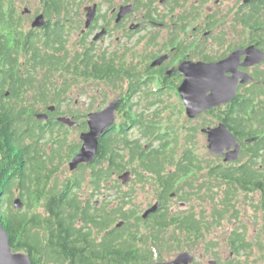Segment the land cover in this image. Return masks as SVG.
Masks as SVG:
<instances>
[{
  "label": "trees",
  "instance_id": "trees-1",
  "mask_svg": "<svg viewBox=\"0 0 264 264\" xmlns=\"http://www.w3.org/2000/svg\"><path fill=\"white\" fill-rule=\"evenodd\" d=\"M37 1L46 25L43 29L26 31L22 28L24 17L18 11V3L22 0H0V225L8 234L10 247L14 252L27 254L32 264H43L45 261L53 264H150L152 250L166 241L172 242L177 238L180 242L183 238L195 242L203 238L205 231L201 217L193 213H171L167 205L172 194L169 191L174 184L191 187L192 180L196 178L194 175L203 169L198 163L206 162V159L190 148L178 155L175 151L178 133L169 132L168 127L160 128L159 122L154 120L158 112L149 113L161 102L162 89L150 90L147 87L145 95L154 96L153 101H147L143 115L129 121L142 130V136L148 143L146 147L142 144L129 145L123 127L128 121L124 120L125 124L119 127L117 133L109 132L110 129L101 137L95 159L90 166L81 168L90 172L88 178L94 185L91 195L99 193L105 182H115V177L133 162L147 172V179H153L162 186L160 208L145 223L149 233L145 242L140 241L143 248L127 222L132 209L124 211L125 205L130 204V195H123L118 202L108 203L111 208L109 205L96 206L95 202L78 197L76 190L81 179L80 182L73 179L60 185H50L51 177L42 176L46 170L44 164L48 160L60 159L65 144L61 138H53L54 132L57 133L61 126L51 118L42 126L35 115L51 105L59 112L68 92L80 82L112 89L118 81H124L126 68L123 58L116 57L118 50L107 53L88 46V33L79 36L76 49L69 51L68 39L79 29V23L72 15L78 4L76 0ZM170 1L172 8H180L187 2ZM204 1L200 0L197 4L202 5ZM134 4L137 10L146 7L144 17L157 16H154L152 1L143 5L141 0H135ZM235 20L243 32L255 40L260 36L257 41L262 42L264 0H250L247 10L237 14ZM132 87L129 88L131 93L136 91ZM133 104L129 103L130 109ZM222 121L242 141L243 149L235 162H223V159L211 154L210 164L205 166L206 181L222 184L225 188L222 204L214 205L211 224L224 217L227 213L224 205L229 206L237 192H256L260 209L264 212V105L254 104L252 98L241 100L231 106L227 119ZM195 133L196 129L191 130L182 139L187 135L185 142H190ZM45 136L52 139L50 154L42 145ZM248 139L251 140L246 142ZM152 141H158L157 147H152ZM67 148L68 156L74 153V146ZM116 184L115 189H120ZM205 184L201 183L197 189L201 191ZM13 189L24 198L25 211H12L9 207L2 210V204L9 203ZM210 199L213 202L214 196ZM34 203L42 204L44 211L29 214ZM118 216L125 222L119 228L112 227ZM230 240V248L239 255L246 247L243 233L233 231ZM147 242L151 244L145 248ZM213 246L211 242L207 248Z\"/></svg>",
  "mask_w": 264,
  "mask_h": 264
},
{
  "label": "rangeland",
  "instance_id": "rangeland-1",
  "mask_svg": "<svg viewBox=\"0 0 264 264\" xmlns=\"http://www.w3.org/2000/svg\"><path fill=\"white\" fill-rule=\"evenodd\" d=\"M150 1H152L151 7L155 11L154 16L158 15L161 17L169 18L172 16V14L177 15L181 13L185 15V12H193V7L195 5L197 6V2H199L200 0H191L185 6L176 8L175 10H171L172 7L170 0H167L169 2L168 4L165 0H141V3H143V5H149ZM134 2L135 0H76V3L78 4L76 7H74L72 15L75 21L79 23V29L81 30L83 29V25L85 22V8L92 7L94 4L96 5V14H98V19L95 27L97 28H94L95 30H93L92 33H90V35L86 38V40L88 39V41H93V37L101 31L102 27L106 25L104 24V22H109V28L113 26V18H111V11L113 9H115L114 13H117L121 6L132 5L134 11L125 16L130 22H127L126 25H123L116 30L111 28L108 32L106 31V33L102 35L97 41H94L96 42L95 47L96 49H98V51L111 53L117 51V49L115 50L116 46L122 45L124 47V45H126V42L129 41V39L124 36L126 34L124 28H128L131 30L132 28H134L131 25L139 22L141 18L144 17L146 7H141L139 8V10H137L135 8ZM239 2H241V0H205L202 5L200 4L195 7L197 10L199 9V12H201L198 13L197 16H195V18L197 19L195 22H193V24L201 23L200 19H202V17L213 15V13H218V17L222 18V20L221 22H215L216 26L212 29V31L214 33H219L222 31H225V33H227V27L229 26V20L231 18L229 12L235 11L237 5H239ZM25 6L30 10V14L25 16L22 15L24 17L22 28L28 31L31 29L32 20L37 14L41 13V10L37 0H22V3H18V11L20 14ZM165 21L167 22L165 24H167L168 27L165 30L163 29L159 31L160 38L154 41V44L156 45L159 41H161V39L163 41H170L172 39V27L170 26L171 21ZM230 25L232 30H234L235 25L233 21L230 22ZM79 29L74 31L68 39L69 51L76 49L77 42L80 41ZM152 32L155 33L157 31L153 30ZM234 33L241 35L244 45L249 42L248 40L252 41V37H250V39L247 38V35L249 34L241 31L238 28ZM258 38H260V36L257 37V39ZM156 45H153V43H151L150 48L148 49V52H150L152 56L159 50ZM117 52H119V50ZM195 52L196 51L192 53ZM125 59L129 66L132 65V67H135L137 70L144 69L145 64H148L151 61L149 57H145L144 55H135L133 57L126 56ZM259 70L264 72V65L261 66ZM117 83V86L112 87V89H106L99 86L98 84L87 82H80L77 86L72 87V89L67 94V99L63 104L62 109H65V112L67 114L75 116L81 115L76 120L79 123V126H74L72 129L68 130L66 129V131L61 127H58V129L56 130L57 133L54 132L53 138L55 140L56 138H61V141L64 142L65 146L62 148L60 159L55 158L52 162L48 160L44 164L46 170L43 171L42 176L48 175L51 177L50 185H60L61 183L73 179H79L80 182L81 179L82 181L80 187L76 190L78 197L82 200H90L91 203H94L96 201L98 206H108V203L110 202L114 203V201H120L123 195H130V204L125 205L124 211H129V209H132L133 211L127 222L130 224L131 233L136 235V241H139L138 244L141 247L142 242L146 241L147 234L149 233V231H147L148 227H146L145 224L146 222H143L141 216L146 209L150 208L156 203L152 192L153 188H155L156 183L154 181H149V178H146L147 172H145L141 168V166L138 165V163H129L126 166L127 170H125L130 172L129 185L124 188L116 176V181L119 182V190L115 189L114 187L116 181L112 182L113 180L111 181L110 179L109 181L111 182H105V184L101 186V190L99 191V193L91 195L94 189V185L90 183V180L88 178V175L90 173L89 170L76 169L74 171H69L68 168V162L72 157V153L69 156L66 154L68 149L67 146L69 147L71 145L75 146L76 144H82L79 136L81 132L84 133L88 131L87 127H84L83 121L87 119L85 117L89 113L101 111L106 107L108 102L114 101V99L120 97L121 92L126 88V83H121L120 81H118ZM155 85L156 84L154 82L152 87ZM142 95V97L145 96V94L143 93ZM256 98L257 103L264 105V88L258 89V97ZM146 99L152 101L154 99V96H148ZM160 101L161 102L158 104V106H155L156 110H159L157 111L159 112V114L158 117L154 120L156 122H159L158 125L160 126V128L168 127L169 132L176 134L178 133V146L176 147L177 149L174 148L176 153L179 155L184 150L190 148L195 152L196 155L204 160L206 159V162L203 161L198 163V165L203 169L198 171L197 174L194 175L196 176V178L192 180V182L194 183L191 187L190 185H183L182 183L174 184L172 190L169 191L174 195H172L167 201V205L169 206L168 208L171 213H193L198 218L201 217V221L204 224L203 230L205 232H203V238H199L198 240H195V242L184 240L183 238L180 242H178L177 238L173 241L171 240L172 242L166 241L162 246H159L158 248L152 250L153 254L150 258V263L166 262L174 259L179 252L187 251L194 255V261L191 264H209V262L213 260L216 261V264L225 263L227 261H234L236 263L238 262V264H264V212L262 209H260L259 198L256 192H237L234 195V198L232 199L230 205H224V210L227 208V213L224 215V217L220 219L219 222L211 224V216L214 205L217 206L222 204L221 199L224 195L225 188L222 184L216 185L212 182L206 181L205 179V166H207L208 163L210 164L211 154L206 147V138L199 132V129L202 123H210L211 125H214L217 122L216 113H210L209 115L203 116L202 118L198 117L194 120L188 121L184 115L182 105L180 103H177L174 90L166 91V93L164 92L163 96L160 98ZM142 104H146V102L143 101ZM149 113L153 114L155 112L151 110L149 111ZM133 114L134 113L132 112V115ZM127 117L128 108H126V106L121 107V110L117 112V122L123 124L124 120H126ZM187 127L196 128L197 132L195 133L194 138L190 142L186 143L185 138L187 135L184 139H182V137L185 133L189 132L187 131ZM138 135L139 132L137 130L128 132V136L130 139L135 138ZM51 141V136H45L42 142V145H45L44 149L46 150L47 154L51 153ZM157 144V142H153L152 147H157ZM74 149L76 150V148ZM72 150L73 149H71V151ZM201 183L206 184L200 191L197 188ZM184 193L187 194L185 197L182 196ZM210 196H214L213 202L211 201ZM18 197L21 198V200L24 202V198L19 196V192L13 189L9 203L4 202L2 204V210L9 207L10 209H12V211H25L26 208L24 206V203L22 209L20 210H17L13 207L12 203L14 199ZM109 206V208H111L112 205ZM43 211L44 209L42 207V204L34 203L29 210V214H32L33 212ZM121 221L125 222L124 219H121V217L118 216V218H116V220L112 224V227H114ZM233 231L241 232L245 237L246 247L242 252H240L239 255L234 254L233 250L230 248V239ZM211 242L214 244V246L208 249L207 245ZM149 244H151V242H147L145 244V248H148ZM179 247H181V250H178ZM43 264L53 263L51 261H45Z\"/></svg>",
  "mask_w": 264,
  "mask_h": 264
},
{
  "label": "flooded vegetation",
  "instance_id": "flooded-vegetation-1",
  "mask_svg": "<svg viewBox=\"0 0 264 264\" xmlns=\"http://www.w3.org/2000/svg\"><path fill=\"white\" fill-rule=\"evenodd\" d=\"M165 1L167 2V4L169 3L167 0ZM190 1L191 0H187V2H184L183 6L188 4ZM249 3H250V0H248L246 3H243L241 0V2L238 3L239 5H237L236 10L229 12V15L231 16V18L229 20V26L227 27L228 28L227 33H225V31H222L219 33L218 32L214 33L212 31V29L216 26L215 22H221L222 20V18L218 17L219 16L218 13H213V15H207L206 17H202V19H200L201 23L193 24V22H195L197 19L195 18V16H197V14L201 12V11L199 12L198 11L199 9L197 10L196 8L192 9L193 12H189V13L185 12V15L181 13L177 15L172 14V16L169 18L161 17L158 15L154 18L142 17L139 22L131 25L132 27H134L131 30L128 28L127 29L124 28V31L126 34L124 35L123 33V35L126 38H128L129 41L126 42V45H124V47L122 45L116 46L115 50L116 49L119 50V52H117L116 54V57L119 56L123 58L122 62L124 63V67L126 68V75L123 81V83H126V88L124 91L121 92L120 97H117L116 99H114V100H118L119 102H118V106L115 111V124L113 125V127L111 128L109 132L117 133L119 130V127L123 125L120 122L119 123L117 122V112L121 110V107L126 106V108H128V117L126 118L125 121H128V123H126V125H124L123 127L125 129V135L127 136L129 145L137 146L139 144H142V146L144 147L148 145V143L146 142V138L142 136V130H140L139 126L138 125L132 126V124L130 123L131 122L130 120L135 119L138 115H143L142 110L146 106L147 101L149 100L146 99L148 97V96L146 97V95L142 97L143 96L142 93L145 94V90L147 87L151 88V90L162 89L165 93L166 91L174 90L177 103H180L182 105L184 115L188 121L194 120L198 117L202 118L203 116L209 115L210 113H216L217 116H220L221 119H218L217 117V122L214 125H211L210 123H202L200 125L199 132L203 136H205L206 140H207V135L206 133L202 132L203 130L215 128L219 124H224L227 127V125L222 121V119L223 120L227 119V115H229L232 105H234L235 103H239L241 100H248V98L254 99V104H256L257 103L256 97H258V89L264 88V72L259 70V68L264 65V59L257 64H254L251 66H243L241 63L245 59L244 54L240 56L237 62L234 61V63H236L237 65V67L235 68V72H237V74L239 73L247 74L251 79L247 83H244V84L241 83V80H242L241 78L238 79V83H237L238 85L236 88L235 96L229 103L206 110L191 119L186 114L185 104L178 92V89L180 88V86L185 82L187 74L190 76L192 80H200L204 78L206 81L208 79L207 76L202 75L198 73L197 71L183 73L180 71V69L188 70L190 68H194L195 70L196 69L195 66L197 64H206V65L216 64L226 59L234 51L243 50L250 46H253L255 49L260 50L261 52L264 53V40H262V42H258L257 40L251 38L252 41L248 40L249 42L246 45H244V43L242 42L241 35L234 33L237 28L242 31V28L240 27V25H237L235 16L237 14L242 13L244 10H247V6L249 5ZM171 9L175 10L176 8L173 7ZM111 14H112L111 18H113V26L111 27L112 29L116 30L117 28L123 25H126L127 22H130L128 18L126 17H123L118 22H116V13L111 11ZM97 18H98V14H96L95 16V19ZM95 19L90 24L89 28L85 30V32H81L82 29L80 30V35H79L80 37H82L83 34L88 33L90 35V33H92L91 32L93 31L92 28L95 27ZM165 20L171 21L170 26L172 27V39L173 40L171 39L170 41H163L161 39V41H159L156 45L154 44V41L160 38L159 31L163 29L165 30L168 27L167 24H165L167 23ZM231 21L234 22V25H235L234 30H232L231 28V25H230ZM108 25L110 24L107 21V24L104 27H102L107 32L111 29L109 28ZM43 28H36V29H43ZM150 29H153L157 32L154 33L152 32L153 30H150ZM250 37L251 36L247 35L248 39H250ZM87 42H88L87 43L88 46L90 47L95 46V43H96L94 41H87ZM151 43H153V45H156L159 48V50L155 54H153V56L150 54V52H148V49L150 48ZM194 51L196 52L192 53ZM135 55L136 56L144 55L145 57H149L151 61L148 64H145L144 69L137 70L135 67H132V65L129 66L128 63L125 61L126 56L133 57ZM161 58L162 60L159 64L152 66V63L154 61L161 59ZM127 68H129L128 71H127ZM147 68H149L148 72H147ZM233 75L234 73L231 71L224 72V77L227 79L231 78ZM148 78H149V82H147ZM154 82L156 85L152 87ZM131 85L133 86L132 88H135L136 90L135 92H132V93L130 92L129 88ZM143 101H145L146 104H142ZM131 102L134 103L132 106V109L129 108V103ZM155 106H158V104ZM152 111L157 112L159 110H156V107H155V108H152ZM41 112H44L48 115V118L46 120H41V121L38 120L40 122V125L42 126L45 125V123L47 124L50 118L52 119L53 122H56V118L62 115L69 116L75 122V125H74L75 127L79 126V123L76 120L81 115L75 116V115L67 114L65 112V109L63 110L61 108L59 112H56V110H54L53 112H49L48 109L46 111H41ZM132 112L134 113L133 115H132ZM146 112H145V115H146ZM87 116L85 118H87ZM148 116L152 117V115L150 114H148ZM86 120L83 121L84 127H87ZM56 123L58 126H61L62 129H65V131L66 129L67 130L69 129L65 125H62L58 122ZM81 126H82V123H81ZM194 129L196 128L187 127V131L189 132H191V130H194ZM87 130H88V127H87ZM132 130H137L139 132V135L135 138L130 139L128 136V132ZM196 132H197V129H196ZM155 142H158V141H155ZM238 142L241 145V151H242L243 149L242 141L238 140ZM80 146H81V143L79 145L76 144L74 146V148H76V150L73 148L75 152L78 151ZM206 147H207V142H206ZM73 154L71 156H73ZM220 158L223 159L222 157ZM90 165L91 163L86 164V165H80L77 168V170H81L83 166L86 167ZM125 170H127L126 167L124 168V171ZM124 171H122L121 173H123ZM119 175H117V179ZM149 181H154V180L149 179ZM118 183L119 182L117 181V185ZM127 185H129V182L126 185H122V186L125 188ZM152 192L155 198V202H160V205H161L162 192H163L162 186L159 183H157L155 185V188H153ZM172 195L174 194H171L170 197ZM95 205L98 206L96 201H95ZM156 212L149 214L147 218L145 219H143L141 216V219L143 220V222H148L149 220H151V216L155 215ZM119 223H121V225L119 226L121 227L124 221H121ZM116 225L115 227L119 228Z\"/></svg>",
  "mask_w": 264,
  "mask_h": 264
},
{
  "label": "water",
  "instance_id": "water-1",
  "mask_svg": "<svg viewBox=\"0 0 264 264\" xmlns=\"http://www.w3.org/2000/svg\"><path fill=\"white\" fill-rule=\"evenodd\" d=\"M248 0H242L246 3ZM85 22L81 32H85L93 22L96 15V5L85 8ZM115 9L112 10L114 12ZM134 11L132 5L121 6L116 13V22L126 15ZM22 15H29L30 10L25 6ZM46 25V19L42 13L37 14L31 22V28H43ZM106 33L105 29H101L94 37L93 41H97ZM244 54L245 59L241 63L243 66H251L259 63L264 59V53L250 46L243 50H237L231 53L226 59L216 64H197L194 68L180 69L181 72H195L205 75L208 79L192 80L186 75L185 82L180 86L178 92L185 104L186 114L189 118H194L202 112L215 108L217 106L229 103L235 96L238 79L241 78V83H247L251 78L244 73L235 72L236 63L240 56ZM158 59L152 63V66L161 62ZM231 71L234 75L231 78H225L224 72ZM118 100L108 102L106 107L101 111L89 113L87 116L88 131L80 135L82 142L79 150L74 153L68 162L69 171L76 170L80 165H86L93 162L97 154L100 138L108 132L115 124V111L118 106ZM54 106H49L48 111L53 112ZM39 121L46 120L48 115L44 112L35 115ZM56 122L65 125L67 128H72L75 122L67 115H62L56 118ZM207 135V149L210 154L215 157H222L223 162H235L241 153V145L232 132L224 125L219 124L215 128L203 130ZM251 139L246 140L249 142ZM118 180L122 185H126L130 181V172L125 171L119 175ZM13 207L17 210L22 209L23 201L21 198H15ZM160 207V202H156L148 208L143 214L145 219L151 213H154ZM121 223L116 226H120ZM194 261V255L190 252H179L174 259L166 262H154L150 264H191ZM0 264H32L27 254L23 252H14L9 245L7 232L0 225ZM209 264H216V261H210Z\"/></svg>",
  "mask_w": 264,
  "mask_h": 264
}]
</instances>
